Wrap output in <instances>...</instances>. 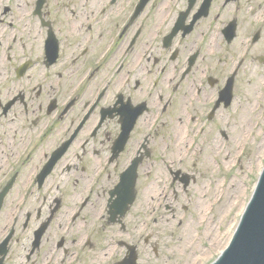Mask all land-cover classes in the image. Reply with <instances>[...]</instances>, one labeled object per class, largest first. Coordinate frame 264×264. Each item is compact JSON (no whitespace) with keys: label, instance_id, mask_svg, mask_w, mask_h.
I'll use <instances>...</instances> for the list:
<instances>
[{"label":"flooded vegetation","instance_id":"af4514ba","mask_svg":"<svg viewBox=\"0 0 264 264\" xmlns=\"http://www.w3.org/2000/svg\"><path fill=\"white\" fill-rule=\"evenodd\" d=\"M10 1L0 0V237L11 230L14 236L29 229L34 234L49 221L38 250L29 248L20 257L32 264L41 253L40 264H71L74 245L84 254L98 244L99 230L89 237L88 226L129 164L136 161L141 171L171 169L174 124L198 123L211 135L220 109L213 111L218 89L208 78L220 80L233 62L199 50L185 76L182 63L198 45L217 48L220 30L232 18L251 34L253 20L241 22L254 2L264 0H231L200 10L196 0L193 13L189 0H151L140 22L122 35L121 50L102 56L105 46L119 41L123 9L102 15L91 10L80 42L51 45L45 44L46 30L25 19V1L3 12ZM174 31L171 44L163 46L162 38ZM55 33L60 39L61 29ZM256 37L263 48L264 35ZM125 54L129 64L111 72ZM89 188L96 191L92 199ZM6 252L5 261L15 254L9 247Z\"/></svg>","mask_w":264,"mask_h":264},{"label":"rangeland","instance_id":"374dc122","mask_svg":"<svg viewBox=\"0 0 264 264\" xmlns=\"http://www.w3.org/2000/svg\"><path fill=\"white\" fill-rule=\"evenodd\" d=\"M194 44L196 47L197 44ZM239 54V50L235 51V55ZM225 56L232 61L231 55ZM228 66L230 63L226 68ZM182 67L184 69V63ZM197 74L200 77L199 71ZM237 86L234 117L230 112L229 118L219 122L220 129L217 128L218 122L214 128L213 136L219 135V145L213 147V140L217 136L211 142H208L211 138L204 137L201 145L203 150L189 152L184 158V169L195 176L188 185L189 192L185 193L182 189L175 200L174 194L170 192L174 189V182L171 189L168 183L171 178L165 183V189L175 205L176 218L169 217L170 221L167 222V216L160 215H173L165 208V204L148 210L142 200H138L131 211L135 228L149 224L150 229H155L156 246L161 251L155 264H209L225 246L222 245L233 226L231 224L238 223L243 210L241 206L243 204L244 207L253 191L260 165L264 161V65L257 66L255 62L249 64ZM222 131L227 133V138L222 135ZM239 134L242 137L236 139ZM208 157L212 161L207 164L205 160ZM178 166L179 162L175 167ZM163 176L166 174L163 173ZM230 183L233 187L228 190ZM140 195L142 197L143 191ZM197 199L199 201L196 203ZM186 203L189 206L184 216L180 207ZM141 209L142 213L139 212ZM36 224L33 223L32 228ZM31 236L32 229L20 235L26 244ZM101 243H105L103 238ZM21 248L25 249L23 244ZM171 249L175 254L170 252Z\"/></svg>","mask_w":264,"mask_h":264},{"label":"water","instance_id":"95a60500","mask_svg":"<svg viewBox=\"0 0 264 264\" xmlns=\"http://www.w3.org/2000/svg\"><path fill=\"white\" fill-rule=\"evenodd\" d=\"M216 264H264V172L230 250Z\"/></svg>","mask_w":264,"mask_h":264},{"label":"bare ground","instance_id":"6f19581e","mask_svg":"<svg viewBox=\"0 0 264 264\" xmlns=\"http://www.w3.org/2000/svg\"><path fill=\"white\" fill-rule=\"evenodd\" d=\"M104 1L105 0H99V2H101V3H104ZM76 7V6H75ZM82 9H83V7H82V3L81 2H78V5H77V12H78V14H77V16L79 17L80 16V13H81V17H80V22H79V24H78V27H80V25H81V23H82V19H83V12H82ZM74 12H75V14H76V10H74V9H72ZM77 26V25H76ZM219 45V42H217L216 43V46L215 47H217ZM243 119H244V117H243ZM222 122H224V121H222ZM175 130H176V132H177V136H176V139H177V143L178 144H182L183 143V134H182V130H181V124H177L176 125V127H175ZM238 137L239 138H241L242 137V135L241 134H239L238 136H237V138L236 139H238ZM213 142H214V144L213 145H219V142H220V139H219V137H216L214 140H213ZM180 147L178 146V149H179ZM205 163H207L208 164V160H205ZM231 187H233L232 186V183H230L229 185H228V190L231 188ZM158 193H159V191H158V189L156 188V186H149L148 187V192H147V194H146V204H147V206H148V208H151L152 207V204L154 203V201L153 200H155V198L158 196ZM168 201L170 200L169 198L167 199ZM201 204V203H200ZM230 206H232V203H230ZM205 210H204V208H203V210H202V212H204ZM167 217H169V216H167ZM203 218H204V216H203ZM231 225H233V223L231 224ZM208 230V232H209V229H207ZM230 235H231V229L229 230V232L227 233V239H226V241H225V243L222 245V246H224V245H226V243H227V241L229 240V238H230ZM106 252H107V249H103V250H101V251H99V252H97L96 254H97V256L98 257H103L105 254H106ZM115 252H117V249H111L110 251H109V254H112V253H115Z\"/></svg>","mask_w":264,"mask_h":264}]
</instances>
